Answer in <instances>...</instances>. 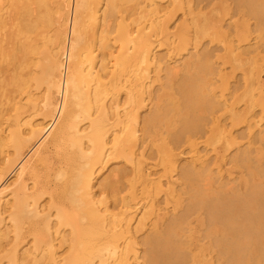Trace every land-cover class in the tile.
<instances>
[{
  "label": "rangeland",
  "instance_id": "obj_1",
  "mask_svg": "<svg viewBox=\"0 0 264 264\" xmlns=\"http://www.w3.org/2000/svg\"><path fill=\"white\" fill-rule=\"evenodd\" d=\"M13 1L14 3L11 0L8 6L7 20L5 24H3L0 27V37H1L0 47L2 48V49L0 48L2 50V53H0L1 55L0 58L2 59L0 60V64H1L0 65V84H1L0 112H2V110L4 109H5V113L7 112L5 115L6 117L4 118H8L7 114L11 116V118L16 116L17 114L21 121L28 119L30 115H32L33 117L31 122L34 125L39 122H40L39 124L43 123L44 125H46L47 122L48 123L50 122L51 118H50V110L42 108L45 101V97L43 96L41 97V95L44 93V90H42L43 87L41 89L40 88L37 89L33 87L31 90L33 93H35L37 97L39 96L41 97L38 98V102H40L39 109L32 110V106L28 105L27 101H24L20 98L21 96L23 98L25 93L19 94V91L17 89V87L19 86V82L17 81L18 82L17 83L13 79L15 78L16 74L17 75H19V73L26 74L27 71L26 68L25 70L24 69L22 70V68H20L19 66V63H17L20 61V59L23 56V54L19 50H17L16 52L17 58L16 57L14 58L13 51L15 47L18 46L15 44L22 43L23 41L25 43V40L22 39V41H19L18 39V43H17V39L14 36V34L16 35L15 32L16 29L15 27H13L14 25L13 22L19 17V2H18L19 0L17 1L13 0ZM120 1L121 0H117L118 3ZM246 1L244 3V0H177V2L174 3L172 2V0H162V1L154 0V2L153 0H140V1L130 0L126 2L123 0L121 1L122 2L121 6L122 4L124 6H122V8L120 7L121 9L120 12H117L116 14L114 13L115 17L111 16L112 18H116V19L110 18L107 21L108 23L106 28H103L96 24L95 26L93 25L89 29L91 32H93L91 33V35L89 33L90 40H92L91 38H94L95 36L94 33L96 32V28L98 31L97 32L98 34L96 36L101 35L100 31L103 29H106L108 31L107 32L105 30L106 31L105 34L101 35V36L105 35L104 37H106V39L104 38L103 40L104 42L102 43L105 44V42H107V44L104 45L107 52L115 51L117 49L118 44L117 42H115L118 36L117 30H118V26L122 22H124V19H125L124 24L126 25L128 23L130 30L133 28L134 29V30L132 29L133 31H138V30L144 31L145 29L143 34H146L147 30H148L147 32H149L150 29L153 28L150 25L154 26V24H157L158 22L159 23L161 22L160 24L164 30V34H163V32L159 29L160 25L157 24V26H154L155 32L156 29H159L157 30V33H155L154 31L152 32L154 28L151 29L150 31V34L152 33V36L156 34L155 37L153 36L154 38L151 37V35L149 36L151 37L150 39L153 42L152 48H154L152 52V56L156 58V62L154 64L152 63V67H148V64L146 63H140V59H136L133 62V66L131 69L132 73L130 72L131 80L132 81L135 80L133 84H138V83L141 84V82H145L146 80H148V82L146 81L147 83L146 82L144 83L146 84L145 86L147 88L149 87V89L146 88L145 90L146 94L144 93L143 95L144 105H142L143 109L141 108V111L143 112L140 111V118L142 119L143 117H145L147 118L146 120H151L150 118L152 117V119H155V122L159 118L158 123L156 122L157 123L156 124L153 120V122L156 124L155 125L153 123L155 127L153 126H152L153 128L148 127L150 129L146 128L147 129L145 131L146 133L143 134L141 133L142 135L139 134L142 140L140 139L137 142V146L135 149L137 153V157L134 164L133 162L131 163L132 166L130 162L127 160L112 158L111 160L108 161L107 166L104 168V170L99 169L101 171L99 172L98 170L95 176L97 179V181L95 180L96 187L94 189L97 195L96 200L98 199L97 201H99L100 199L105 198L103 201L102 200L101 201L106 202L108 206V208L105 209L103 207L104 205L101 206V204H106V203H101V201H99L101 203L99 204V206H101L100 209L102 210L101 214L103 215L106 212L105 215L106 214L108 215V216L106 215L108 218L105 216L106 225L110 226L109 228L113 226V229L116 226L114 231L116 230L119 233L122 232L124 233L125 231L124 234L125 238H123L122 236V239L119 241L120 244L123 243L122 247L124 246V243L126 241H127L126 243L131 244L130 249L128 251L127 264H148V263L149 264H154V263L155 264H167V263L168 264H175V263L176 264H181V263L182 264H186V263L187 264H197V263L221 264L219 262L220 260L222 264H225V262L226 264H228V262L229 264H235V263L239 264L238 263L239 260H241L240 264H242V262L245 264H252L253 261L257 262L254 264H260V263L264 264V249H263L264 248V224H263L264 207L262 208L259 207L264 204V201L260 200L261 199L260 197L264 196L263 195L264 171L262 170V168L264 169V0L263 2L262 0H246ZM12 8L14 9L12 10ZM118 13L120 14L118 15ZM122 15L125 17H123ZM15 17L17 18L15 19ZM122 17L124 18L123 20L120 19ZM149 18L153 19V21ZM149 22L150 24H148ZM151 22L153 24H151ZM10 23L13 25H10L12 27L9 28L8 24ZM97 26L101 27L100 28L101 30ZM2 30L4 31L2 32ZM50 31H52V33L50 32L51 34L49 33L48 34L49 36L53 35L54 33L53 29H51ZM160 33H162L163 35H161ZM6 35H8L9 37H6ZM12 36H14L13 40H12ZM24 36L25 35H23L22 38H24ZM96 36L95 39L97 38ZM15 40L16 43H14ZM7 41L10 42V46H5L8 43ZM186 42L187 44H185ZM13 44H14V48H13ZM108 44L110 46H108ZM114 44L117 46H115ZM155 45L156 47H154ZM3 49H5V51ZM9 50L10 53L8 52ZM18 53L21 54L18 55ZM156 54L158 55V57ZM12 56H13V60L16 61L11 60ZM39 57L41 56H35V58H39ZM9 58L12 64L10 63ZM157 58H159V60ZM157 61L160 62L161 64L159 68L157 66L158 63ZM137 64H139L138 70L136 68ZM1 66L3 67L5 66L4 69L3 67L1 68ZM10 68H12V70ZM204 68L207 71L204 70ZM200 69H202V71ZM1 70L3 73L1 72ZM146 70L148 71L147 73ZM147 74H149V76ZM17 75L15 78L16 80H17ZM138 76H140V78ZM145 77L146 79L144 80ZM126 90L127 89L121 87L112 89V95H110L109 98L107 99L109 102L108 104L112 105L113 104L112 102H114L116 98L115 102L121 101L119 108L120 110L122 108L124 109L125 107H128L129 104L125 106V103H128V101H126L128 99H125V97H127L126 92L128 94L129 91L131 90H127V91ZM16 91L18 94L16 93ZM118 93L120 94V96ZM1 95L3 96V99ZM15 97L16 98L19 97L17 98L18 101L15 99ZM111 98L113 100H111ZM118 98L120 99V101ZM12 99L14 101H17V103L20 102L19 104L22 103L21 106H18L17 103L16 106H14L11 103ZM49 99L50 102H52V104L54 105L58 103V101H60L61 98L60 95L56 93V91L53 89L52 93L49 96ZM53 105L50 107L51 108L54 107ZM115 105L116 104L114 103V108ZM13 106L16 108L17 107L20 108L16 109ZM207 107H209V109ZM123 109L121 111H123ZM211 111L214 113H212ZM111 113L113 114L115 112L112 111ZM114 115L115 114H113V116ZM151 115H153L154 117ZM110 117L112 118L111 123L112 122L114 123L116 119V115L112 117V115L110 114ZM208 117L210 119H208ZM85 123L83 125L81 124V127L88 129L87 126H89L88 125L89 122H87V124ZM194 124L196 127L194 126ZM151 128L153 130H151ZM192 129L195 131L193 132ZM150 132L153 134H151ZM179 132L180 134H178ZM201 133L203 134L201 135ZM174 140L176 141L173 142ZM173 144L176 145L174 146ZM52 148H54V146L53 144H51V142L48 144L47 147H44L42 149L43 153H41V157H42L41 160L45 161V163L41 161L38 162V165L41 170L40 173L43 182L46 181L48 182L52 180L54 181L55 180L54 175L57 172H59L58 158L60 157V155L58 154L57 151H54V153L50 154V152H53V150L55 149ZM252 151L254 154L252 153ZM1 157L2 154L0 155V160ZM140 157L142 158V160L140 159ZM241 157H243V159H241ZM125 163L127 164V166L125 165ZM135 165L139 166L138 170H140L137 171L138 172L137 175L135 171ZM250 165L253 166L251 167ZM198 167L199 170H197ZM125 169H127V171ZM133 170L135 171V173ZM183 172L187 174L183 175ZM188 173L190 174V176ZM50 175L51 177H49ZM191 175H192V179H191ZM186 176H188L189 178ZM181 177L185 180L183 179L181 180ZM193 177L195 179H193ZM186 178L188 181L186 180ZM189 179L190 181L191 180L193 181L189 183L190 182ZM134 180L136 181L134 182ZM247 180L249 182H247ZM121 181L127 186L126 189L124 185L120 183ZM117 182H119V184L121 185H119ZM28 183L32 184L33 180H30ZM128 183L130 184L127 185ZM247 183H250L248 184L250 186H248ZM251 184L254 185L251 187ZM118 186H120V188ZM160 186L162 188H160ZM111 187L112 189H110ZM109 189L111 191H109ZM121 189H123L122 192L120 191ZM200 189L201 190L203 189L202 192ZM247 189H249V191ZM252 189H255V191L257 192H255ZM219 190L220 191L222 190V193ZM235 190L238 192L236 193ZM246 190L248 192L245 195ZM29 193L34 199H38L36 198L38 197L37 195L38 192H36L35 190H31ZM103 194L105 196H103ZM210 194L212 196H210ZM234 194L237 195L234 196ZM241 194L244 195L241 196ZM248 194H250V196ZM257 194H261L260 196L258 195L259 200L258 198L256 199ZM229 195L230 198L232 197V199L233 197L234 198L236 197L238 199L237 200L235 198L237 203L235 202V199H233L234 201H232L231 199H230L231 201L228 200ZM239 195L241 197H239ZM251 195L253 198L251 197ZM225 196L228 197L224 199ZM246 196L249 199L250 197L252 199L248 200ZM50 198H51L50 195L47 194L44 196L43 199L39 200L38 204H40V206L42 207L41 209H43L42 216H40V218L37 219V221L41 222L39 226L33 227V226H29V224H26L24 226V229L20 232L21 234H19V236L16 235L14 236V234H16L15 230L11 228L12 230L11 233L9 234V239H7V241H10V243L8 242L10 246L6 243V236H5L6 233L5 231L8 230L4 229V228H8L9 229L8 232H10L11 223L8 217L10 213L7 212L5 214V217L6 218L8 217L6 222L9 225L6 224V222H4L3 223L4 226L2 225V227L0 228V232H1L0 244L3 246L7 244L5 246L6 247L5 250L7 249L8 251H16L18 256L20 255L19 261L15 264H66L69 258H72L74 261H79L80 259H82L83 263L85 264H89V263L119 264L120 263V261L117 260V258L115 257L108 258L107 256L102 260L99 257V255H95V254H94L95 256L93 254L89 255L88 253H86V250H84L83 247L82 248L80 247L79 242L72 241L73 240L72 238L73 234L71 232L72 228L66 226L63 223L60 224V215L57 216V213L63 207L60 208L59 206L57 207L55 202L52 201ZM207 198L209 202H207L208 201ZM8 199H10V197H8ZM245 199L247 203L245 202ZM262 199L264 200V198ZM66 200L68 203H70V201H68L69 198L68 199L66 198ZM111 200H113L114 202L113 201L111 202ZM254 200L257 201V203ZM200 201H201L200 205L196 204ZM223 201L226 204H224ZM252 201L253 204L251 203ZM125 203L127 204L128 207L125 206L126 205ZM206 203L212 206L213 204H215L214 209L212 208V211L209 210ZM217 203H219L220 205ZM227 203L229 205H227ZM238 203L240 204V206L238 205ZM243 203L245 204L243 205ZM259 203L261 205H259ZM112 204L115 206L114 208H118V209L115 210ZM230 205H232L233 208L232 206L229 207ZM236 205L240 208L242 205V208L239 209ZM191 206L192 208L194 207L195 211L194 209L192 211ZM226 206H228V208ZM206 208L208 209V211L206 210ZM103 209L107 210L108 213H109L108 209H112L113 211L110 210V213L113 212L112 213L113 215L109 216L111 214H108L107 211L105 210L103 211ZM121 209L125 210V214ZM215 209H216L215 212L217 213L220 212L219 210H221V213L225 210L224 211L225 213H223L225 216H227L226 214L228 212L230 213V215L232 214L228 218V220L223 219L225 221L224 225H223L224 221H222L221 223L220 220L218 219L219 217L217 218L218 221L216 220L217 221L216 222L213 219H211L210 215H208L214 212L213 210ZM188 210L191 213V214L189 213L190 218L187 213L189 212ZM253 210L256 212H253ZM236 211L237 214H239L238 217ZM204 212H206V215H204ZM118 213L119 215H117ZM259 213L263 217H261ZM72 214H74L73 210L71 208H67L66 211L63 212L61 219H63L64 216L70 218ZM192 214L194 215L192 216ZM115 215L117 216L115 217ZM183 215L186 216L184 217ZM255 215L256 217L259 215L258 216L259 219L256 220ZM205 216L206 217L208 216L209 218H206ZM130 218H136L132 221L130 225L131 227L127 225ZM138 219L140 222L138 221ZM208 219H210L211 221L213 220L212 221L213 223H211L210 220L207 221ZM110 220H112V222L114 221L113 224L115 225H111ZM261 220L263 223L258 224V222L260 223ZM170 222L172 225L170 224ZM208 222H210L211 224ZM218 222L220 223L221 227L222 226L225 227V225H228V227L234 228L233 230L231 228L228 231L230 233L229 238L227 236V238L223 240L224 238L223 236L226 237V234L224 233L226 232L227 228L223 227L220 229V225ZM245 222H247V224ZM117 224H119V226ZM247 225L250 226L248 227ZM240 226L241 228L239 229L238 227ZM246 226L248 227V230ZM171 228L174 229V231ZM242 231H243V235L241 233ZM246 231H248L247 233L250 234L251 233L253 234L254 232L255 234L254 237H256V240L255 238L251 239V237L253 236H250L249 234L245 235ZM126 233L127 234L129 233L130 239L125 241V239L128 238V235ZM153 234H155V236ZM158 234L162 236V238H159ZM3 235L5 236L4 240L1 239L4 237ZM151 236L153 239L154 237L155 238L158 237L156 238L157 239L156 242H153L154 240H152L151 242L148 241L151 239ZM163 236H166L165 239ZM167 237L169 238L171 243ZM170 237L173 238L174 240L170 239ZM11 238H13L12 241L10 240ZM235 238L236 240H234ZM237 239H239L238 240L239 243ZM1 240L3 241L1 242ZM251 240H253L252 243L249 242ZM240 241H242L243 245L245 244L246 247L243 246ZM257 241L258 243H256ZM147 242L149 243L147 244ZM223 242L224 244L227 245H224ZM157 244H160V246ZM247 245L250 246L248 247ZM169 246L171 247V249L173 247H175L176 249L173 248L174 249L173 251V249L172 250L169 249L170 248ZM224 246L227 247L225 248ZM154 247L155 248L158 247L157 249H159L160 252ZM219 247H222L223 250L222 252H220L221 248ZM242 248L245 249L243 250ZM237 249L240 250L238 251ZM155 250L158 252H156ZM178 250L179 252H176ZM235 250L237 253L234 252ZM161 251L165 253L164 256ZM244 251L245 253H243ZM259 251L263 253H260ZM0 252H1L0 264H10L9 258L6 255L4 256V251L1 250ZM19 252L22 253L20 254ZM145 253H148V256ZM159 253L162 254V256L160 254L161 257L158 256ZM177 253H179L178 256L175 255ZM22 254L23 256L26 254V256H24L26 258L23 259L21 257ZM155 254H156V256L154 257L155 259H153V256ZM236 254L238 255V257L236 256ZM223 255H225V258L223 257ZM246 255L248 258L244 257ZM252 256L254 257L255 260H253ZM84 257L86 258L87 263L86 260H84L85 259ZM171 257L173 258L171 259ZM218 257L219 258L223 257V258L219 259ZM164 258L166 260H163ZM231 258L233 259L232 261L229 260ZM234 258H237L236 261L237 260L238 261L237 262L234 261L235 260ZM257 258H263V259L259 260ZM173 259H175L174 262ZM242 259H246V260L243 261ZM215 260L216 261L219 260V261L215 262ZM227 260L229 261L227 262Z\"/></svg>",
  "mask_w": 264,
  "mask_h": 264
},
{
  "label": "bare ground",
  "instance_id": "obj_2",
  "mask_svg": "<svg viewBox=\"0 0 264 264\" xmlns=\"http://www.w3.org/2000/svg\"><path fill=\"white\" fill-rule=\"evenodd\" d=\"M10 1L11 0H0V27L3 24H5V22L7 20V17H8L7 16V14H8L7 11H8V6H9ZM121 1H123V0H121ZM121 1L119 3L117 2V0H19L18 1L19 2V17L18 18L15 17V19L16 18L17 19L13 22L14 25L11 24V23L8 24V25H9V28L12 27L10 25H13V27H15L16 35L14 34V36L17 39V43H18V39H19V41H22V39L25 40V43L23 41L22 43L15 44V45H18V46L15 47L13 53H14V58L16 57L17 50H19L23 54L22 58L17 63H19V66H20V68H22V70L23 69L25 70V68H26L27 71H26V74H21V73H19V75L16 74L17 75V80L15 79L16 75L14 73L15 78H13V79L16 82L17 81L19 82V86L17 87V89L19 91V94H21V93L24 94L25 93L23 98H22V96L20 97V95H19V97L22 100L27 101L28 105L32 106V110L33 109L34 110L35 109L36 110L39 109V103L40 102H38V98H41L42 96L45 97V101H44V104H43L42 108L50 110V118H51V120H50L49 123L47 122L46 125H44L43 123L39 124L40 122L34 125L31 122L33 116L30 115V114H29L30 117L28 119L24 120L25 121L24 122V121H21L19 119V116L17 114H16V116H14L12 114L14 116L12 118H11V116H9L7 114L8 118H4V117H6L5 115H6L7 112L5 113V109L2 110V112H0V153L2 154V157H1V160H0V228L2 227L3 223L7 221L8 217H9V221L11 223L10 232H8L9 231L8 228H4L3 227L5 230L6 229L8 230V231H5L6 232L5 236H6V243L7 244H8V242L10 243V241H7V239H9V234L11 233L12 229H14L15 233H16V234H14V236L15 235L19 236V234H21L20 232L24 229V226L26 224H29V226H33V227H36V226L40 225L41 222L37 221V219H39L40 216H42V210L43 209H41L42 207L38 203H39V200L43 199L45 195L49 194L50 197H51L50 199L55 202L57 207L58 206H59V208L63 207L57 213V216L60 215V224L63 223L66 226L72 228L71 229V232L73 234V236H72L73 240L72 241L79 242L80 247L81 248L83 247L84 250H86V253H88L89 255H92V254L93 255L94 254L95 255H99V257L102 260H103V258H105L107 256H108V258L115 257V258H117V260L120 261L119 264H121V263L122 264H127L128 251H129L130 245H131L130 243H126L127 242L126 240L130 239L129 238V233L128 234L126 233L128 235V238L125 239L126 242L124 243V246L122 247L123 243L120 244L119 241L122 239V236H123V238H125V236H124L125 231H124V233L123 232L119 233L116 230L114 231L116 226L113 229V226L111 228H109L110 226L106 225L105 216L107 214L105 215V213H106L105 212L102 215L101 214L102 210L100 209V207L104 205L103 207L105 209H107L108 206H107L106 202H102L105 198L104 199H100L99 201L102 200L101 203H106V204H101L99 201H97L98 199L96 200L97 195H96L94 189L96 187L95 180L97 181V179H96L95 176H96V173L98 172L99 169L104 170V168L107 166L108 161L111 160L112 158L124 159V160L129 161L130 164L132 162L134 164V162L136 161V157H137V153H136L135 149H136V146H137V142L141 139L139 134L146 133L145 131L147 129H150L148 127H152V126L155 127L154 124L156 122L158 123L159 118H158V120H156V122H155V119H152V117L150 118L151 120H146L147 118H145L143 116H142L143 117L142 119H145V120H142L140 118V111H141L142 105H144L143 104L144 103L143 102L144 101L143 100V97H144L143 95L146 92L145 90L147 88L145 86L146 84H144V83L146 81L148 82V80H146L145 82H141V84H139V83L138 84H133V82L135 80L134 81L131 80L130 72L132 71L131 69H132V66H133V62L136 59H140V63H146V64H148V67H152V63L154 64L156 62V58L152 56V52H153L154 48H152L153 42H152V40L150 38L153 37V36L155 37L156 34H154L152 36V33L150 34V31H151V29L154 28L152 30V32H153L155 30L154 26H157V24L160 25V26L159 25L158 26L160 27L159 29L163 32V34H164V30H163V27L160 24L161 22L160 23L158 22L157 24H154V26L150 25L153 28H151L149 32H147L148 31L147 30L148 28H147L146 29L147 30L146 34H143L145 29H144V31L143 30L142 31L141 30L133 31L134 30L133 28H132L133 30L132 29L130 30L129 26H128V23L126 25L124 24L125 19L123 17H125V16L122 15L123 17L120 18V19L121 20L124 19V22H122V23L120 22L121 24L119 23L120 25L118 26V30L116 28V30L118 32V36H117V39H116L115 42H117L118 47H117V49L115 51H111V52L108 51L107 52L106 49H105V46H104L105 44H107V42H105V44L102 43V42H104L103 40H104V38L106 39V37H104L105 35L101 36V35L105 34V32L107 30L106 29L101 30L100 28L101 27L106 28L107 27V23H108L107 21L110 18H112L111 16L115 17L114 15L117 12H120V10H121L120 7L122 8V6H124L123 4L121 6V3H122ZM124 1L126 2V1H130V0H124ZM245 1L246 0H244V3H245ZM12 2L14 3L13 0H12ZM153 2H154V0H153ZM172 2L175 3V2H177V0H172ZM250 2H252V1H250ZM262 2H263V0H262ZM125 4H127V3H125ZM179 4H178V6H179ZM186 5H187V3H186ZM14 8H15V6H14ZM14 8H12V10ZM188 8H189V6H188ZM197 8H198V6H197ZM255 8H256V5H255ZM175 9H176V6H175ZM203 9H205V8H203ZM259 11H260V9H259ZM119 14L120 13H118V15ZM124 14H125V12H124ZM259 15H261V14H259ZM127 16H128V14H127ZM186 16H187V14H186ZM112 19H116V18H112ZM149 19H151V18H149ZM126 20H128V19H126ZM151 20L153 21V19H151ZM178 23H179V21H178ZM96 24L98 26H101V27L97 26L101 30L100 31L101 35L96 36L98 34L97 33L98 31H97V28H96V32L94 33V35L97 38L95 39V36H94V38H91L92 40H90L89 33L91 35V33H93V32H91L89 29L93 25L95 26ZM148 24H150V22ZM151 24H153V23L151 22ZM115 27H116V25H115ZM49 29L50 30L53 29V32H54L53 35H50V36L48 35L50 32L52 33V31H50ZM111 29H113V28H111ZM159 29H156V32L155 31L154 32L157 33V30H159ZM3 31L4 30H2V32ZM114 32H113V34H114ZM199 32H202V31H199ZM147 33H149V34H147ZM158 33H159V31H158ZM165 33H166V31H165ZM160 34L163 35L162 33H160ZM23 35H25L24 38H22ZM47 35L49 36V38H48ZM150 35H151V37H149ZM14 36H12V40H13ZM6 37H9V36L6 35ZM108 38H109V36H108ZM10 40H11V38H10ZM172 40H173V38H172ZM8 43H9V45H8ZM8 43L5 46H10V42H8ZM14 43H16V40H15ZM109 43H110V41H109ZM185 44H187V42ZM108 46H110V45L108 44ZM115 46H117V45H115ZM181 46H182V44H181ZM154 47H156V45ZM13 48H14V44H13ZM3 50L5 51V49H3ZM4 51H3V53H4ZM8 52L10 53V50ZM0 53H2V50L0 51ZM20 54L18 53V55H20ZM154 54H155V52H154ZM35 56H41V57L35 58ZM0 57H1V55H0ZM157 57H158V55H157ZM5 58H4V60H5ZM10 58H11V56H10ZM10 58H9V60H10ZM157 59L159 60V58H157ZM0 60H2V59L0 58ZM11 60H13V56H12ZM11 60H10V63H11ZM13 61H16V60H13ZM158 63H157V66L159 68L161 64H160V62H158ZM146 64H145V66H146ZM15 65H16V63H15ZM8 66H9V63H8ZM19 66H17V67H19ZM2 67L3 66H1V68ZM4 67H3V69H4ZM136 68H137V70L139 69V64H137ZM10 69L12 70V68H10ZM202 69H200V70L202 71ZM5 70H6V68H5ZM137 70H136V72H137ZM204 70H206V69L204 68ZM1 72H2V70H1ZM147 72L148 71L146 70V73ZM7 73H8V70H7ZM14 75H13V77H14ZM147 75L149 76V74H147ZM186 76H188V75H186ZM1 77H3V76H1ZM138 77L140 78V76H138ZM145 79H146V77L144 78V80ZM138 80H140V79H138ZM138 82H140V81H138ZM182 84H183V82H182ZM33 87H35L37 89H39V88L41 89L43 87L42 90H44V93L41 95V97L40 96L37 97L35 95V93H33L31 91ZM117 87H121V88H124V89H127V90H131V91H129L128 94L126 92L127 97H125V99H128V100H126V101H128V103H125V106H127V104H129V106L128 107L123 106V107H125L124 109L122 108L123 111H121L122 109L121 110L119 109L120 108V102H121L119 98L118 99H119L120 102H117V101L115 102V100H116V98H115L114 102H112L113 106L108 104L109 102H108L107 99L109 98L110 95H112V89H116ZM53 89L56 91V93H58L60 95V98H61L60 101H58V103H56L54 105L52 104V102H50V99H49V96L52 93ZM147 89H149V87ZM16 93H17V91H16ZM114 96H112V97H114ZM119 96H120V94H119ZM19 97H17V98H19ZM17 98L15 97L16 100H17ZM2 99H3V96H2ZM111 100H113V99L111 98ZM17 101H14L12 99L11 103L14 106H16ZM19 103H17L18 106H21L22 103L21 104H19ZM114 103L116 104L115 108H114ZM110 104H111V102H110ZM52 105L54 107L51 108L50 106H52ZM121 105H122V103H121ZM3 108H5V107H3ZM9 108H10V106H9ZM14 108H16V107H14ZM18 108H20V107H17L16 109H18ZM207 108L209 109V107H207ZM0 111H1V109H0ZM112 111H114L115 113H113V114L116 115V119L114 118L115 119L114 123L113 122L111 123L112 118L110 117V114L112 115V117L115 116V115L113 116V114L111 113ZM141 112H143V111H141ZM34 113H35V111H34ZM208 113H210V112H208ZM212 113H214V112H212ZM215 113H217V112H215ZM10 115H11V113H10ZM151 116H153V115H151ZM208 119H210V118L208 117ZM153 120H154L155 123L153 122ZM207 121H209V120H207ZM207 121H205V122H207ZM34 122H35V119H34ZM83 122L84 123L86 122L85 124H87V122H89V124H88L89 126H87L88 129L81 127V124ZM194 126H195V124H194ZM152 128H151V130H153ZM156 128H158V127H156ZM186 130H187V128H186ZM192 131L194 132L195 130L192 129ZM184 132H185V130H184ZM151 134H153V133H151ZM178 134H180V132ZM195 134H198V133H195ZM202 134L203 133H201V135ZM173 138H175V137H173ZM177 138H178V136H177ZM202 139H204V138H202ZM143 141H145V140H143ZM175 141L176 140H174L173 142H175ZM50 142H51V144H53V146L55 148V149L52 148L54 150H53V152H50V154L54 153V151H57L58 154L60 155V157L58 158V164H59V168L58 169H59V172H57L54 175L55 176V180L54 181L53 180L52 181H48V182L46 181L47 182L46 183V182L42 181V176H41V173H40L41 170H40V167L38 165V162L41 161V162L45 163V161L41 160L42 159L41 153H43L42 149L44 147H47ZM141 143H142V141H141ZM143 144H144V142H143ZM176 144H178V143H176ZM140 146H141V144H140ZM142 147H141V149H142ZM6 149H7V151H6ZM245 152H246V149H245ZM4 153H5V156H4ZM252 153H253V151H252ZM239 157H240V155H239ZM232 158H233V156H232ZM140 159L142 160L141 157H140ZM241 159H243V157H241ZM125 165L127 166L126 163H125ZM131 166H132V164H131ZM250 166L252 167L253 165H250ZM138 169H139V166L135 165L136 175L138 173L137 171H140ZM101 170H99V172ZM125 170L127 171V169H125ZM197 170H199V167H198ZM262 170L264 171L263 168H262ZM262 170H261V172H262ZM135 171H134V173H135ZM180 172H182V171H180ZM186 174L187 173L183 172V175H186ZM189 176H190V174H189ZM263 176H264V174H263ZM49 177H51V175ZM182 177H181V180L183 179ZM186 177H188V176H186ZM122 179H120V180H122ZM191 179H192V175H191ZM193 179H195V178L193 177ZM30 180H33L32 184L28 183ZM183 180H185V179H183ZM186 180H187V178H186ZM129 181H130V179H129ZM135 181L136 180H134V182ZM189 181H190V179H189ZM192 181L193 180H191L189 183H191ZM198 181H199V179H198ZM251 181H250V183H251ZM247 182H249V181L247 180ZM117 183L119 184V182H117ZM120 183H122V181ZM130 183H128L127 185H129ZM250 183H247V185L250 184ZM122 184L124 185V187L126 189L127 186L124 183H122ZM119 185H121V184H119ZM131 185H133V184H131ZM253 185L254 184H251V187ZM248 186H250V185H248ZM118 187L120 188V186H118ZM231 187H233V186H231ZM251 187H250V189H251ZM113 188H114V186H113ZM160 188H162V187L160 186ZM263 188H264V186H263ZM110 189H112V187ZM110 189H109V191H111ZM31 190H35L36 192H38L37 193L38 197H36L38 199H34L30 195L29 192ZM122 190L123 189H121L120 191L122 192ZM190 190H191V188H190ZM202 190H201V192H202ZM247 190L249 191V189H247ZM247 190L245 192V195L248 192ZM252 190L255 191V189H252ZM257 190H259V189H257ZM208 192H209V190H208ZM220 192L222 193V190ZM220 192H219V195H220ZM237 192L238 191H236V193ZM251 192H253V191H251ZM255 192H257V191H255ZM255 192H254V194H255ZM260 193H262V192H260ZM211 194H212V192H211ZM211 194H210V196H212ZM236 195L234 194V196H236ZM243 195L241 194V196H243ZM248 195L250 196V194H248ZM258 195L260 196L261 194H257L256 199L258 198V200H259ZM103 196H105V195L103 194ZM241 196L239 195V197H241ZM8 197H10V199H8ZM227 197L228 196H225L224 199L227 198ZM251 197H252V195H251ZM251 197H250V199L247 197L248 200H251L253 198V197L252 198ZM66 198L67 199L69 198L68 201H70L71 204L67 202ZM217 198H219V197H217ZM235 198L233 197V199H235ZM260 198H261L260 199L261 201H264L262 199V198H264V196L260 197ZM220 199H221V197H220ZM230 199L232 201H234L232 199V197L230 198V195H229V199L228 200H230ZM236 199H235V202H236ZM207 200H208V198H207ZM215 200H216V198H215ZM228 200H227V202H228ZM112 201L113 200H111V202ZM261 201H260V203H261ZM207 202H209V200ZM212 202H213V200H212ZM245 202H246V199H245ZM255 202L257 203V201H255ZM200 203H201V201L196 203V204L200 205ZM251 203L253 204V201ZM260 203H259V205H261ZM99 204H101V206H99ZM141 204H143V203H141ZM217 204H219V203H217ZM224 204H226V203L224 202ZM241 204H242V202H241ZM244 204L245 203H243V205ZM262 204H263V202H262ZM206 205H207L208 209L211 210V211H212V208L214 209V207H215V204H213V206H212V205H209V204L206 203ZM227 205H229V204L227 203ZM238 205L240 206L239 203H238ZM116 206H118V205H116ZM125 206H127V204ZM209 206H210V208H209ZM231 206L232 205H230L229 207H231ZM247 206H248V204H247ZM114 207L115 206L113 205V208ZM226 207L228 208V206H226ZM252 207H254V206H252ZM255 207H256V204H255ZM259 207H261V208L264 207V204L262 206H259ZM67 208H71L73 210L74 214H72V216L70 218H67V217L64 216L63 219H61V216H62L63 212L66 211ZM191 208H192V206H191ZM217 208H219V207H217ZM232 208H233V206H232ZM238 208L241 209L242 205H241V208L240 207H238ZM105 209H103V211ZM112 209H108L109 213H108L107 210H105V211H107L108 214H111L109 216L113 215L112 214L113 212L110 213V210L113 211ZM114 209L117 210L118 208H114ZM193 209H194V207L192 208V211H193ZM208 209L206 208L207 211H208ZM221 210H219L220 212L217 213V212H215L216 211V209H215V210H213L214 212H212V213H210L208 215H210L211 219H213L214 221H216L217 218L219 217L218 219L222 223V221H224L226 219L228 220V218L232 214L230 215V213L229 212L227 213V211H226V213H227L226 215L227 216H225L223 214V213H225L224 212L225 210L223 209L224 211L222 213H221ZM122 211L125 214V210H122ZM194 211H195V209H194ZM211 211H209V212H211ZM7 212L10 213V214L6 218L5 214ZM241 212H239V213H241ZM247 212H249V211H247ZM253 212H256V211L253 210ZM187 213L189 215L190 211L187 212ZM194 214H192V216ZM236 214H237V211H236ZM117 215H119V213ZM117 215H115V217ZM204 215H206V212H204ZM259 215H260V213H259ZM147 216H148V214H147ZM238 216H239V214H237V217ZM258 216L256 217V215H255L256 220L259 219ZM260 216L263 217L262 215H260ZM189 218H190V215H189ZM206 218H209V217L207 216ZM134 219H136V218H130V220L128 221L127 225L129 227H131L130 225H131V223H132V221ZM139 219H138V221H139ZM242 219H243V217H242ZM183 220H185V219H183ZM209 220L210 219H208L207 221H209ZM107 221H108V219H107ZM212 221H211V223H213ZM243 221H245V220H243ZM263 221H264V219H263ZM110 222H111V225H115V224H113L114 221L112 222V220H110ZM247 222H245V223L247 224ZM108 223H109V221H108ZM208 223H210V222H208ZM224 223H225V221L223 222V225H224ZM261 223H263L262 220L260 221V223L258 222V224H261ZM6 224H8V223L6 222ZM170 224H171V222H170ZM117 225L119 226V224H117ZM219 225H220V223H219ZM223 227L224 226L221 227V225H220V229L223 228ZM225 227L227 228L226 232L224 233V234H226V237L223 236L224 237L223 240L225 238H227V236H228V238L230 237V233L228 231L232 228V227L231 228L228 227V225H225ZM248 227H247V230H248ZM108 228L111 229V230H109ZM238 228L240 229L241 226L238 227ZM127 229H129V228H127ZM233 229L234 228H232V230ZM164 230H165V228H164ZM172 230L174 231V229H172ZM120 232H121V230H120ZM247 232L248 231H246V234L245 233L244 234L245 235L249 234L250 236H253V237H251V239L255 238V240H256V237H254L255 236L254 232H253V234L251 233L252 235L250 233H247ZM241 233L243 235V231ZM2 234H4V233H2ZM168 234H169V232H168ZM153 235L155 236V234H153ZM5 236L3 238H1V239L4 240ZM158 237L162 238V236H160L159 234H158ZM158 237H156V238H158ZM163 237L165 239L166 236H163ZM237 237H239V236H237ZM156 238L154 237V239H153L152 236H151V239L148 240V241L151 242L152 240H154L153 242H156V240H157ZM202 238H203V236H202ZM257 238H258V236H257ZM12 239L13 238H11L10 240L12 241ZM170 239H173V238L170 237ZM3 240H1V242ZM168 240H169V238H168ZM234 240H236V238ZM238 240L239 239H237V241ZM252 241L253 240H251L249 242L252 243ZM258 241L256 243H258ZM173 242H172V244H173ZM224 242H223V244H224ZM240 242L243 245V242L242 241H240ZM247 242H248V239H247ZM148 243L149 242H147V244ZM170 243H171V241H170ZM238 243H239V241H238ZM165 244H167V243H165ZM216 244H218V243H216ZM6 245L3 246V245L0 244V251L1 250L4 251V256L6 255L9 258L10 264L17 263L19 261V259H20V257H19L20 255L18 256L16 251H8L7 249L5 250V248H6L5 246ZM157 245L160 246V244H157ZM224 245H227V244H224ZM243 246H245V244ZM224 247L226 248L227 246H224ZM230 247H231V245H230ZM233 247H235V246H233ZM7 248H8V246H7ZM157 248H155V249H157ZM173 248H175V247H173ZM219 248H221L220 252H222L223 251L222 247H219ZM228 248H229V246H228ZM169 249H171V247ZM177 249H178V247H177ZM157 250H159V249H157ZM230 250H232V249H230ZM253 250H254V248H253ZM148 251H151V250H148ZM153 251H154V249H153ZM173 251H174V249H173ZM156 252H158V251H156ZM159 252H160V250H159ZM176 252H179V250L176 251ZM234 252H236V250ZM254 252H255V250H254ZM162 253H163V256H164L165 253L164 252H162ZM243 253H245V251ZM249 253H251V252H249ZM260 253H263V252H260ZM145 254H147V256H148V253H145ZM153 254H151V255H153ZM160 254L161 253H159L158 256H160ZM178 254L179 253H177L175 255L178 256ZM220 254H222V253H220ZM181 255H183V254H181ZM257 255H258V253H257ZM24 256H26V254ZM24 256H23V254L21 255V257L23 259L26 258ZM155 256H156V254L153 256V259H155L154 258ZM161 256H162V254H161ZM220 256H222V255H220ZM236 256L238 257L237 254H236ZM169 257H170V255H169ZM223 257L225 258V255H223ZM223 257H221L219 259H222ZM240 257H242V256H240ZM244 257H247V255L244 256ZM158 258H157V260H158ZM172 258L173 257H171V259ZM228 258H230V257H228ZM255 258H256V256H255ZM234 259H235L234 261H236L237 258H234ZM257 259L260 260V259H263V258H257ZM84 260H86V258ZM163 260H166V259L164 258ZM229 260L232 261L233 259L231 258ZM229 260H227V262ZM242 260L244 261L246 259H242ZM253 260H255L254 257H253ZM174 261H175V259H173V262ZM185 261H187V260H185ZM218 261L215 260V262H218ZM239 261H238V263L240 264L241 260H239ZM219 262L222 264L221 260ZM82 263H83L82 259H80L79 261H74L72 258H69L67 260V262H66V264H82ZM86 263H87V260H86ZM88 263H89V260H88ZM114 263H116V262H114ZM208 263H209V261H208ZM254 263H257V262L253 261L252 264H254ZM83 264H85V263H83ZM225 264H226V262H225ZM228 264H229V262H228ZM242 264H245V263L242 262Z\"/></svg>",
  "mask_w": 264,
  "mask_h": 264
}]
</instances>
